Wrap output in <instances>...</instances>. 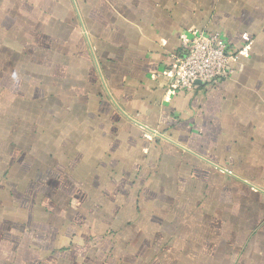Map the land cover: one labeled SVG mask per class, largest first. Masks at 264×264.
<instances>
[{
    "label": "crops",
    "instance_id": "crops-1",
    "mask_svg": "<svg viewBox=\"0 0 264 264\" xmlns=\"http://www.w3.org/2000/svg\"><path fill=\"white\" fill-rule=\"evenodd\" d=\"M0 264H264V0H0Z\"/></svg>",
    "mask_w": 264,
    "mask_h": 264
},
{
    "label": "built area",
    "instance_id": "built-area-1",
    "mask_svg": "<svg viewBox=\"0 0 264 264\" xmlns=\"http://www.w3.org/2000/svg\"><path fill=\"white\" fill-rule=\"evenodd\" d=\"M171 58L174 71L170 87L187 92L197 83L207 88L218 87L232 74L230 63L235 57L219 33L194 30L181 39Z\"/></svg>",
    "mask_w": 264,
    "mask_h": 264
}]
</instances>
